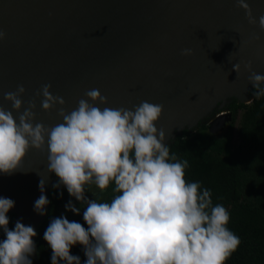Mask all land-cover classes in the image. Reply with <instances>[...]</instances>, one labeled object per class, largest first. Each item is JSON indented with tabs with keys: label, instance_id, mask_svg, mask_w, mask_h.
<instances>
[{
	"label": "water",
	"instance_id": "water-1",
	"mask_svg": "<svg viewBox=\"0 0 264 264\" xmlns=\"http://www.w3.org/2000/svg\"><path fill=\"white\" fill-rule=\"evenodd\" d=\"M248 2L257 20L264 15V0ZM2 27L8 56L0 68V105L11 109L4 93L23 84L22 98H36V122L46 126L62 122L59 108L70 112L82 98L133 110L148 101L164 106L157 127L169 145L202 124L212 134L222 130L230 113L214 114L218 105L232 98L248 103L241 95L253 99L246 63L264 74V31L236 0H0ZM185 48L192 54L183 55ZM49 83L66 103L45 111L36 92ZM91 89L108 103L86 97ZM22 168L0 173V197L15 201V222L37 232L46 215L34 210L39 182L45 180L48 197L56 174L48 171L46 148L30 149Z\"/></svg>",
	"mask_w": 264,
	"mask_h": 264
},
{
	"label": "clouds",
	"instance_id": "clouds-1",
	"mask_svg": "<svg viewBox=\"0 0 264 264\" xmlns=\"http://www.w3.org/2000/svg\"><path fill=\"white\" fill-rule=\"evenodd\" d=\"M236 2L248 22L258 23L264 31V15L257 20L248 0ZM5 37L0 30V40ZM192 51L185 48L182 54ZM233 67L239 72L238 63ZM245 67L251 73L248 79L255 97H264V74L254 71L250 61ZM51 87L44 84L36 92V97H43L45 111L66 103L52 94ZM25 92L24 85H18L4 93L11 109L0 105V173L23 170L30 149L46 148L48 171L59 178L53 187L65 186L72 197L86 204L87 227L63 215L48 225L44 239L52 249V264H81L80 257L71 254L76 244L84 246V264H226L238 249L241 241L228 228L227 208L213 204L210 189L186 179L188 160L181 161L165 143L167 134L157 127L162 104L142 101L134 110L101 108L82 98L70 112L59 108L62 122L46 126L36 122V98L25 102ZM85 96L108 103L97 89L86 91ZM13 110L20 113L18 118ZM92 184L101 191L114 184L117 195L110 201L90 199L85 192ZM39 188L34 210L44 215L50 203L44 179ZM14 206L13 199L0 197V229L5 235L0 240V264H33L30 256L36 252L33 237L37 232L19 220L9 227L8 213ZM65 208L80 212L72 201Z\"/></svg>",
	"mask_w": 264,
	"mask_h": 264
},
{
	"label": "trees",
	"instance_id": "trees-1",
	"mask_svg": "<svg viewBox=\"0 0 264 264\" xmlns=\"http://www.w3.org/2000/svg\"><path fill=\"white\" fill-rule=\"evenodd\" d=\"M249 93L252 101L239 103L232 98L228 104L234 112L242 109L238 128V142H232V124L228 123L215 134L205 124L196 131L184 130L170 146V152L182 160H188L186 179L200 182L202 188L210 189L213 204H223L230 213L228 228L240 238L238 249L228 258L226 264H264V97L257 99L254 90ZM52 184L44 220L37 227L36 258L33 264H52V249L44 239V233L55 217L66 216L87 227L83 219L86 204L72 197L61 185ZM114 184L90 199L110 201L117 193ZM60 193H63L61 196ZM72 201L80 208L79 213L65 208ZM9 227H15V214L9 211ZM84 264L87 257L84 246L76 244L71 249ZM63 264V262H61Z\"/></svg>",
	"mask_w": 264,
	"mask_h": 264
},
{
	"label": "rangeland",
	"instance_id": "rangeland-1",
	"mask_svg": "<svg viewBox=\"0 0 264 264\" xmlns=\"http://www.w3.org/2000/svg\"><path fill=\"white\" fill-rule=\"evenodd\" d=\"M0 30H4V28L2 27ZM0 68L3 67V65L5 64V60L6 57L8 56L7 55V44L6 42L4 41V39L0 40ZM4 82L2 81V79L0 78V91H2V89L4 88ZM231 101V100H230ZM230 101H226L224 104H220L218 105V107L216 108V110L213 112L214 114H218L220 112H225V113H230L229 114V119L226 121V125L228 123H231L232 124V142L233 144H237L238 142V128H239V121H240V117H241V114H242V109H237L236 111L232 112L230 109H229V106L228 104L230 103ZM213 113H211L210 115H212ZM213 114V115H214ZM204 119H207L204 118ZM225 125V126H226ZM224 126V127H225ZM101 190L99 188H97L94 184L92 185H89V186H86V194L88 196H96L98 194H100ZM5 238V235L3 233V230L0 229V240L4 239Z\"/></svg>",
	"mask_w": 264,
	"mask_h": 264
},
{
	"label": "bare ground",
	"instance_id": "bare-ground-1",
	"mask_svg": "<svg viewBox=\"0 0 264 264\" xmlns=\"http://www.w3.org/2000/svg\"><path fill=\"white\" fill-rule=\"evenodd\" d=\"M239 100L240 101H245V102H248V103L251 101L250 97H247L245 95H241L240 98H239ZM214 117H215V115L213 116V118ZM50 177H52V175H50Z\"/></svg>",
	"mask_w": 264,
	"mask_h": 264
},
{
	"label": "built area",
	"instance_id": "built-area-1",
	"mask_svg": "<svg viewBox=\"0 0 264 264\" xmlns=\"http://www.w3.org/2000/svg\"><path fill=\"white\" fill-rule=\"evenodd\" d=\"M220 113H223V112H220ZM196 130H197V129H196ZM196 130H195V131H196ZM192 132H194V131H192Z\"/></svg>",
	"mask_w": 264,
	"mask_h": 264
}]
</instances>
